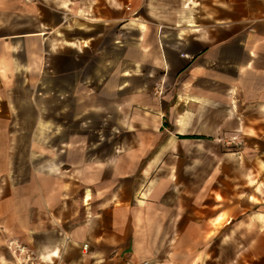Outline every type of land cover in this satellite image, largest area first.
Masks as SVG:
<instances>
[{
	"label": "crops",
	"instance_id": "crops-1",
	"mask_svg": "<svg viewBox=\"0 0 264 264\" xmlns=\"http://www.w3.org/2000/svg\"><path fill=\"white\" fill-rule=\"evenodd\" d=\"M264 264V0H0V264Z\"/></svg>",
	"mask_w": 264,
	"mask_h": 264
},
{
	"label": "built area",
	"instance_id": "built-area-1",
	"mask_svg": "<svg viewBox=\"0 0 264 264\" xmlns=\"http://www.w3.org/2000/svg\"><path fill=\"white\" fill-rule=\"evenodd\" d=\"M10 252L18 257V264H37V255L28 246L17 238H11L7 242Z\"/></svg>",
	"mask_w": 264,
	"mask_h": 264
},
{
	"label": "rangeland",
	"instance_id": "rangeland-1",
	"mask_svg": "<svg viewBox=\"0 0 264 264\" xmlns=\"http://www.w3.org/2000/svg\"><path fill=\"white\" fill-rule=\"evenodd\" d=\"M7 248H8V246H7ZM10 251V250H9ZM11 258L13 259V261L16 263V264H18V257H16L15 255H13L12 253H11Z\"/></svg>",
	"mask_w": 264,
	"mask_h": 264
}]
</instances>
